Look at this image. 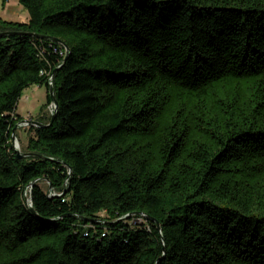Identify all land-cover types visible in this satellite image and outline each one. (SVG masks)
Listing matches in <instances>:
<instances>
[{"label":"trees","instance_id":"obj_1","mask_svg":"<svg viewBox=\"0 0 264 264\" xmlns=\"http://www.w3.org/2000/svg\"><path fill=\"white\" fill-rule=\"evenodd\" d=\"M16 1L0 264H264V0ZM50 84L18 159L21 93Z\"/></svg>","mask_w":264,"mask_h":264},{"label":"rangeland","instance_id":"obj_2","mask_svg":"<svg viewBox=\"0 0 264 264\" xmlns=\"http://www.w3.org/2000/svg\"><path fill=\"white\" fill-rule=\"evenodd\" d=\"M13 6L19 7L20 13H15L13 9L9 10ZM0 17L6 20H13L19 22H26L29 19L28 11L20 6L16 0H0ZM47 89L45 86L31 85L25 88L18 101L16 112L21 116V121L31 120L38 121L42 120L44 116L50 114L51 107H46L47 102ZM17 128V145L16 147L21 151V148L27 141V126L18 123ZM43 188H46L45 182H41ZM142 220L139 219L138 222Z\"/></svg>","mask_w":264,"mask_h":264},{"label":"water","instance_id":"obj_3","mask_svg":"<svg viewBox=\"0 0 264 264\" xmlns=\"http://www.w3.org/2000/svg\"><path fill=\"white\" fill-rule=\"evenodd\" d=\"M0 34H10V33H0ZM44 39H51L50 37H43ZM54 41H58L57 39H53ZM49 95H50V99H51V103L53 104V106H54V113H53V118H54V114H55V112H56V110H57V101H56V99H55V97H54V93H53V87H52V85L50 84V86H49ZM26 121V120H25ZM28 122H29V124H31V125H37V126H44L43 124H41L40 122H38V121H31V120H27ZM18 124H16L15 125V127L12 129V134H11V136H12V140H13V147H14V149H15V151H16V157L18 158V159H20V158H23V157H25V156H39V157H41V155H36V154H34V153H21V151L16 147V142H17V138H16V136H15V131L17 130V128H18ZM32 185H33V183H32ZM28 204L29 205H31V199H29V202H28Z\"/></svg>","mask_w":264,"mask_h":264},{"label":"built area","instance_id":"obj_4","mask_svg":"<svg viewBox=\"0 0 264 264\" xmlns=\"http://www.w3.org/2000/svg\"><path fill=\"white\" fill-rule=\"evenodd\" d=\"M51 107V110H50V114H52L53 112H54V106H53V104H51L50 106H49V108ZM21 123V125H24V126H28V125H30L29 124V122L26 120V121H21L20 122ZM27 201L29 202V199H27Z\"/></svg>","mask_w":264,"mask_h":264},{"label":"crops","instance_id":"obj_5","mask_svg":"<svg viewBox=\"0 0 264 264\" xmlns=\"http://www.w3.org/2000/svg\"><path fill=\"white\" fill-rule=\"evenodd\" d=\"M11 9H13L16 14L21 12V10L19 9V7H16V6H13L12 8H9V10H11Z\"/></svg>","mask_w":264,"mask_h":264},{"label":"bare ground","instance_id":"obj_6","mask_svg":"<svg viewBox=\"0 0 264 264\" xmlns=\"http://www.w3.org/2000/svg\"><path fill=\"white\" fill-rule=\"evenodd\" d=\"M16 145H17V143H16Z\"/></svg>","mask_w":264,"mask_h":264}]
</instances>
